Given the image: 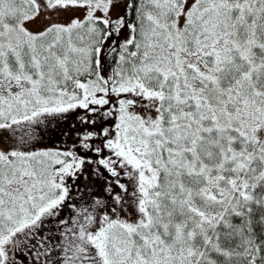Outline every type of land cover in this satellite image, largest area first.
I'll return each mask as SVG.
<instances>
[{
	"label": "snow or ice",
	"instance_id": "snow-or-ice-1",
	"mask_svg": "<svg viewBox=\"0 0 264 264\" xmlns=\"http://www.w3.org/2000/svg\"><path fill=\"white\" fill-rule=\"evenodd\" d=\"M0 264H264V0H0Z\"/></svg>",
	"mask_w": 264,
	"mask_h": 264
}]
</instances>
